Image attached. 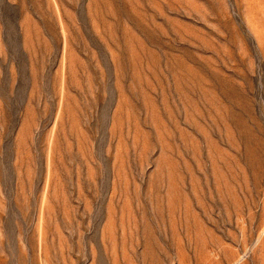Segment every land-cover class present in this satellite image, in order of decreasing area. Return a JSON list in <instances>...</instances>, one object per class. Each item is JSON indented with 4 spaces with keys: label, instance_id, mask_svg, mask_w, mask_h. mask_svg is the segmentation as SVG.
Instances as JSON below:
<instances>
[{
    "label": "rangeland",
    "instance_id": "374dc122",
    "mask_svg": "<svg viewBox=\"0 0 264 264\" xmlns=\"http://www.w3.org/2000/svg\"><path fill=\"white\" fill-rule=\"evenodd\" d=\"M0 264H264V0H0Z\"/></svg>",
    "mask_w": 264,
    "mask_h": 264
}]
</instances>
